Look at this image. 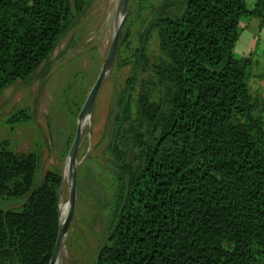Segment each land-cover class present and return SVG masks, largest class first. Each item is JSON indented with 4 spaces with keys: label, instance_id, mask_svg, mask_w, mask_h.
I'll return each mask as SVG.
<instances>
[{
    "label": "trees",
    "instance_id": "obj_1",
    "mask_svg": "<svg viewBox=\"0 0 264 264\" xmlns=\"http://www.w3.org/2000/svg\"><path fill=\"white\" fill-rule=\"evenodd\" d=\"M91 1L0 0V93L50 58ZM244 17L263 28L264 0L130 6L116 57L130 74L105 130L109 192L91 188L106 221L96 264H264V97L249 85L254 55L235 54ZM40 162L0 142V264H50L63 176L36 183Z\"/></svg>",
    "mask_w": 264,
    "mask_h": 264
},
{
    "label": "rangeland",
    "instance_id": "obj_2",
    "mask_svg": "<svg viewBox=\"0 0 264 264\" xmlns=\"http://www.w3.org/2000/svg\"><path fill=\"white\" fill-rule=\"evenodd\" d=\"M119 1L92 0L57 44L50 58L29 79L18 81L0 93V142L8 141L10 149L16 153H38L41 162L35 175L36 183L43 179L46 171L61 170L62 197L66 202L71 187L66 147L68 141H74L79 113L108 55L119 24L116 15ZM138 1L129 0V8H136ZM246 3L249 9H253L256 0H246ZM241 28L235 54L241 58L254 53L259 59L264 58V41L259 48L251 47L252 40L264 36L260 19L244 17ZM136 31L137 28L133 27L130 35H135ZM157 52L158 39L155 37L149 46L151 63ZM129 74L130 67L119 70L115 60L97 95L92 114L83 127L78 151L77 208L59 264H96L106 221L91 188L100 184L109 192L110 165L105 130L114 95ZM250 89L255 94L253 79ZM22 109L29 110L31 121L15 125L8 123L11 115ZM12 206L18 207L19 204H7V207ZM0 207H5L1 199Z\"/></svg>",
    "mask_w": 264,
    "mask_h": 264
},
{
    "label": "water",
    "instance_id": "obj_3",
    "mask_svg": "<svg viewBox=\"0 0 264 264\" xmlns=\"http://www.w3.org/2000/svg\"><path fill=\"white\" fill-rule=\"evenodd\" d=\"M129 14V0H120L116 15L119 18V24L117 27V30L114 34L113 40L111 42L108 55L106 57V60L102 66V69L100 71V74L92 87L90 93L88 94L83 107L79 113L78 116V125H77V132L74 138V141L72 143V146L70 148L69 154H68V171H69V179L71 180V187H70V193H69V199H68V211L67 214L62 220V216L60 219V226H59V232L57 241L55 244V248L53 251L52 258L50 260V264H57L60 260L61 253L64 247V241L70 231L71 225L73 223L76 208H77V201H78V151L81 144V138L83 133V122L89 118L92 114L93 106L95 103V100L97 98V95L100 91V88L106 79L109 72L112 70L113 65L115 63L119 42L121 38V34L126 22V19ZM62 197V187L60 190V198Z\"/></svg>",
    "mask_w": 264,
    "mask_h": 264
},
{
    "label": "crops",
    "instance_id": "obj_4",
    "mask_svg": "<svg viewBox=\"0 0 264 264\" xmlns=\"http://www.w3.org/2000/svg\"><path fill=\"white\" fill-rule=\"evenodd\" d=\"M256 39V38H255ZM252 40V48H259L260 47V43H262L264 41V36L260 37L258 40ZM264 44V43H263ZM251 50V49H250ZM253 51V50H252ZM253 53V52H250ZM263 54H264V50H263ZM253 65L251 68V72H252V78L250 80V82L252 81V79L255 81L256 83V94L259 93L264 97V58L259 59V56H256V54L253 53ZM250 85V83H249Z\"/></svg>",
    "mask_w": 264,
    "mask_h": 264
},
{
    "label": "bare ground",
    "instance_id": "obj_5",
    "mask_svg": "<svg viewBox=\"0 0 264 264\" xmlns=\"http://www.w3.org/2000/svg\"><path fill=\"white\" fill-rule=\"evenodd\" d=\"M89 118H87L84 122H83V127H85V123ZM68 168V167H67ZM66 175V174H65ZM67 180V179H66ZM68 211V202H66V200H64V198H61V202H60V212H61V216H62V220H64L66 214ZM59 264V262L57 263Z\"/></svg>",
    "mask_w": 264,
    "mask_h": 264
}]
</instances>
